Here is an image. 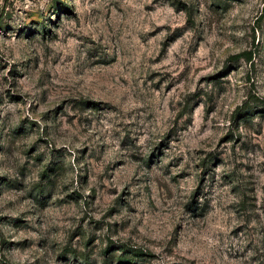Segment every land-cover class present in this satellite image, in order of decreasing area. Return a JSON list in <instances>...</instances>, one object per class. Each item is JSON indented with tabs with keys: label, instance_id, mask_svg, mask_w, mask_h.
<instances>
[{
	"label": "rangeland",
	"instance_id": "1",
	"mask_svg": "<svg viewBox=\"0 0 264 264\" xmlns=\"http://www.w3.org/2000/svg\"><path fill=\"white\" fill-rule=\"evenodd\" d=\"M119 255L264 264V0H0V264Z\"/></svg>",
	"mask_w": 264,
	"mask_h": 264
},
{
	"label": "trees",
	"instance_id": "2",
	"mask_svg": "<svg viewBox=\"0 0 264 264\" xmlns=\"http://www.w3.org/2000/svg\"><path fill=\"white\" fill-rule=\"evenodd\" d=\"M244 57L246 60H251V52L250 51H242L238 54H235V55H232L230 58L233 59V60H237L239 57ZM133 254L134 255H141L142 253L140 251H137V250H132ZM131 259H129L126 255H119L117 256V261L120 262V263H129Z\"/></svg>",
	"mask_w": 264,
	"mask_h": 264
}]
</instances>
